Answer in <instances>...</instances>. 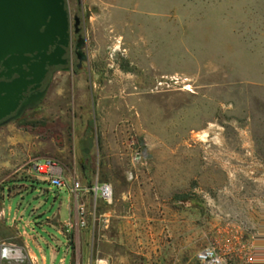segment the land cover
Masks as SVG:
<instances>
[{"label": "rangeland", "instance_id": "rangeland-1", "mask_svg": "<svg viewBox=\"0 0 264 264\" xmlns=\"http://www.w3.org/2000/svg\"><path fill=\"white\" fill-rule=\"evenodd\" d=\"M81 1L92 12L86 35L89 67L85 65L79 74L57 73L38 109L0 127V249L5 248L0 264H32L26 241L38 255L37 244L49 257L50 248H54L56 259L48 264H97L99 259L108 264H194L195 254L209 244L225 254L227 264H264V179L252 181L243 174L233 178L225 164L203 159V164L195 167V178L178 182V199L166 212L156 205L162 195L158 182L142 179V174L156 171L152 152L136 122L123 116L116 127L126 128L132 142L125 163H95L90 168L100 179L104 175L117 177L122 190L135 183L143 191L139 203L128 196L126 204L115 207L110 220L95 219L85 226L80 225L78 215L70 231L63 229V233L59 229L69 206L68 190L31 174L34 160L44 156L56 159L68 180L87 167L78 158L83 126L79 114L94 115L100 128V114L113 106L100 100L96 92L83 91L77 85L80 77H144L137 68L156 63L160 36L174 35L178 50L180 43L201 44V38L196 40L189 30L194 15L197 21H206L208 34L214 20L222 21L230 78L242 71L245 77H264V0ZM237 49L244 55V70L231 66L236 64L232 58ZM171 76L180 80L176 88L156 90L158 79ZM147 77L148 84H138V91H186L180 89L186 78L193 87L186 92L198 88L192 78L181 74ZM231 121L227 115L220 116L211 128L195 132L190 142L202 143L204 139L214 144L224 139L237 146L240 139ZM142 141L146 163L134 170L137 178L126 180L124 174L131 170V159ZM261 159L264 162V157ZM145 184L150 188L144 189ZM166 214L167 222L161 223ZM250 255L254 258L249 260Z\"/></svg>", "mask_w": 264, "mask_h": 264}, {"label": "crops", "instance_id": "crops-1", "mask_svg": "<svg viewBox=\"0 0 264 264\" xmlns=\"http://www.w3.org/2000/svg\"><path fill=\"white\" fill-rule=\"evenodd\" d=\"M211 29V34H208L206 21H197L194 15L189 30L196 40L201 38V44L180 43L179 50L174 35L172 38L160 36L156 63L145 66L139 64L137 68L144 74L142 78H79L77 85L83 91L89 89L96 92L100 100L112 102L113 110L100 114V128L94 115L91 117L84 111L79 114L80 119H83V126L78 136V158L81 165L84 162L87 167L74 174L72 180L65 176L69 183L79 180L83 190L78 196L67 189L69 206L63 214L66 217L63 218L61 213H58L63 221L59 229L61 232L63 229L70 231L73 221H77V209L82 203L86 205L87 224H90L95 219L110 220L115 207L126 204L128 196H133L137 203L140 202L143 191L139 190L135 183L122 190L117 183V177L104 175L100 179L90 168L95 163L106 166L125 163V155L130 152L132 142H129L126 128L116 127L122 116L128 121L136 122L139 133L152 152L156 171L151 175L142 174V179L158 182L162 195L156 205L166 212L171 211L170 206L178 199L175 196L180 187L178 182L195 178V167L204 162V144L192 143L190 138L203 128H211L220 116L222 119L226 115L231 118V125L237 131L240 142L237 146L229 145L224 139L220 143H211L208 163H221L224 160L243 157L244 148H251L257 156L264 157V77H245L242 71L235 79L230 78L229 51L227 42L223 40L222 21L214 20ZM232 59L236 60V64L231 66L244 70L242 52L237 49L236 56ZM87 65L88 68L90 63ZM173 74L192 78L198 84L197 91L150 92L136 89L138 84H148V75ZM101 149L105 151L102 154ZM44 158L49 157L38 158L34 163ZM111 158L114 160L111 161ZM31 174L41 178L34 170ZM124 175L128 180L127 173ZM96 181L111 184L114 190L112 204L96 198L95 194L88 190ZM168 187H171V192ZM143 188L149 189L150 186L145 184ZM166 218L167 214L160 222H167ZM37 245L40 255L31 250L26 241L32 264H48L49 260L55 261L56 253L53 247L50 248L49 257L43 247ZM62 261H65V258H62Z\"/></svg>", "mask_w": 264, "mask_h": 264}, {"label": "water", "instance_id": "water-1", "mask_svg": "<svg viewBox=\"0 0 264 264\" xmlns=\"http://www.w3.org/2000/svg\"><path fill=\"white\" fill-rule=\"evenodd\" d=\"M70 26L66 0H0V120L15 112L2 125L40 107L47 88L24 94L41 87L48 67L67 63Z\"/></svg>", "mask_w": 264, "mask_h": 264}, {"label": "built area", "instance_id": "built-area-1", "mask_svg": "<svg viewBox=\"0 0 264 264\" xmlns=\"http://www.w3.org/2000/svg\"><path fill=\"white\" fill-rule=\"evenodd\" d=\"M177 84H180V80L175 76L162 77L156 82V90H170L176 88ZM180 89L193 91L192 84L187 78L182 81ZM207 134L205 135L206 137ZM201 141H203L202 143L204 144V149L206 152L204 159L208 162L209 150L211 148L210 146L212 142L204 139H202ZM142 150H145L143 141L140 142L135 157L131 159V170L127 172L129 180L137 178L138 174H136L134 170H136L138 165H144L146 163L145 158L142 156ZM243 157L232 158L231 160H224L221 162L227 167L229 176L237 178V174H243L246 178L252 181H259L261 179H264L263 160L259 156H257V154H255L251 148H246ZM33 170L38 175H40L41 179L49 182L53 187L57 189L66 188L78 196L79 192L83 190L82 184L79 180H74L71 183L67 181L64 174V169L56 159L49 157L44 158L43 160H37L33 164ZM88 190L92 191L95 194L96 198H101L107 204H112L114 201V190L109 183H99L98 181H96L88 188ZM78 215L80 225H87V208L85 204L82 203L78 206ZM256 235L259 238L261 234L258 232L256 233ZM0 250L2 253L0 254V257L3 258L5 255V248H2ZM253 258L254 257L250 255L247 259L250 260ZM97 264L108 263L105 259H99ZM194 264H227V260L225 254L216 245L209 244L207 246H204L197 252Z\"/></svg>", "mask_w": 264, "mask_h": 264}, {"label": "flooded vegetation", "instance_id": "flooded-vegetation-1", "mask_svg": "<svg viewBox=\"0 0 264 264\" xmlns=\"http://www.w3.org/2000/svg\"><path fill=\"white\" fill-rule=\"evenodd\" d=\"M66 7L70 14V44L66 48L64 58L67 59L66 64H60L48 67L45 78L42 81L41 87L37 89H31L32 86L28 87V90L24 94V99H26L31 94L41 91L47 88V93L50 90L53 80L57 73L60 72H70L73 71L74 74H79L85 65L89 64L88 54H87V40L86 35L89 28V21L91 19L90 9L84 7L81 0H66ZM54 47L50 49L52 51ZM17 75H13L12 78ZM2 77L0 80H5ZM22 102V101H21ZM15 112L0 120V127L3 125L1 122L10 116L14 115ZM14 121V120H13ZM12 122V121H11Z\"/></svg>", "mask_w": 264, "mask_h": 264}, {"label": "bare ground", "instance_id": "bare-ground-1", "mask_svg": "<svg viewBox=\"0 0 264 264\" xmlns=\"http://www.w3.org/2000/svg\"><path fill=\"white\" fill-rule=\"evenodd\" d=\"M0 253H1V250H0ZM2 254V253H1ZM24 259V258H23Z\"/></svg>", "mask_w": 264, "mask_h": 264}]
</instances>
